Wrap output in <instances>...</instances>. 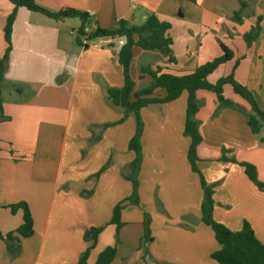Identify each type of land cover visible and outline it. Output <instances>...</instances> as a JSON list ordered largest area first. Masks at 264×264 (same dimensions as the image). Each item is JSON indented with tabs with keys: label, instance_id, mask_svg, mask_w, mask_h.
I'll use <instances>...</instances> for the list:
<instances>
[{
	"label": "crops",
	"instance_id": "obj_1",
	"mask_svg": "<svg viewBox=\"0 0 264 264\" xmlns=\"http://www.w3.org/2000/svg\"><path fill=\"white\" fill-rule=\"evenodd\" d=\"M35 1L53 12L65 8L86 12L88 31L112 29L120 18L138 25L151 13L168 22L175 62L159 51L133 46L129 71L132 66L138 68L134 89L150 82L147 75L139 78L141 66L159 65L185 73L220 55L219 43L223 42L234 52V59L240 58L235 79L253 92L264 109V0H243L254 5V23L248 24L245 18L241 24L230 19L240 0ZM12 8L9 0H0V57L5 47L3 26ZM259 15L262 31L246 47L242 35ZM79 26L78 17L54 19L25 7L16 10L12 49L1 86L8 119L0 122V233L5 235L21 224L22 211L13 213L8 207L20 201L28 205L33 233L21 238L17 256L7 252L0 238V264H76L89 245L84 232L93 226L103 229L87 264H95L99 252L109 245L115 246L116 254L108 264H219L210 256L218 248L213 231L200 220L203 192L199 176L187 159L185 90L172 101L140 109L138 194L140 205L152 217V240L147 248L154 261L142 260L140 205L122 209L123 225L116 239L115 225L109 220L113 206L131 193V182L123 172L133 158L128 140L135 130V118L113 106L106 90L124 84L117 55L125 38L96 37L83 47L75 41ZM142 57H147L146 62L135 65ZM225 63L231 68L233 60ZM212 74L210 82L227 72L214 80ZM223 91L240 110L222 107L214 116L215 94L196 92L199 109L195 117L202 136L197 166L206 182L214 184L213 218L233 231L246 221L264 242V191L249 180L238 162L221 159L225 149L227 158L251 163L264 183V121L260 131L253 133L245 116L249 106L229 85ZM106 123L112 125L103 127ZM155 197L163 210L155 206Z\"/></svg>",
	"mask_w": 264,
	"mask_h": 264
},
{
	"label": "trees",
	"instance_id": "obj_2",
	"mask_svg": "<svg viewBox=\"0 0 264 264\" xmlns=\"http://www.w3.org/2000/svg\"><path fill=\"white\" fill-rule=\"evenodd\" d=\"M9 1L13 4V8L7 15L3 26L5 47L0 57V122L8 119L4 113L1 86L8 67V60L12 49V28L18 7H25L28 10L40 12L54 19L78 17L80 20V26L75 34V41L83 47H86L88 42L96 37L124 36L125 42L119 49L117 55L118 63L122 66L124 84L120 88L108 87L106 90L107 97L113 106L121 107L125 115L132 114L135 118V130L128 140V150L133 152V158L123 172L124 177L131 182V193L113 206L109 220V223L115 225L116 239L118 231L123 225L121 221L122 209L131 204L137 206L140 205L138 175L142 162L141 136L143 131V121L140 116V109L150 104L172 101L176 99L183 90H185L187 92V98L183 133L190 138V143L187 149V159L191 170L196 172L199 176L200 186L203 192L200 220L211 228L214 238L218 243V248L212 251L210 256L219 264H264V242H261L256 238L254 231L248 222L244 221L239 230L233 231L213 218V208L215 203L213 199L214 184H208L206 182L197 166V146L202 140V136L199 132V122L195 117L196 112L199 109L196 100V92L198 90H207L215 94L218 104L213 115H217L219 109L222 107H232L240 110L238 104L224 96L223 88L225 85H229L232 92L238 95L249 106L250 111L245 113V116L251 131L253 133H258L262 128L264 109H261L258 106L253 92L245 85L238 82L234 77V72L239 64L240 58L234 59V52L223 42H220V55L185 73H174L167 70L166 67L159 65L154 68L149 65L141 66L139 69V78H143L147 75L150 78V82L143 88L134 89L135 82L131 78L129 71L130 62L133 56V46H139L144 50H157L166 56L169 62H175L170 47L172 39L167 33L170 28L168 22L160 20L154 13H151L147 15L141 24L138 25H130L125 19L120 18L116 20V27L112 29L96 27L93 30L85 31V26L90 20V17L86 12L72 8H65L53 12L38 5L35 0ZM239 3V8L233 11L230 17V19L237 24L243 22L244 17L247 15L245 9L248 6L246 1L240 0ZM251 14H253V11ZM261 20L262 16H257L255 24L250 26L249 29L243 33L242 38L246 47H250L261 33ZM230 60H233L230 72L225 76L218 77L216 81L210 82L208 76L212 74L220 64ZM15 88L17 91H20L18 87ZM159 89H161L163 93L155 94ZM109 125H112V123H106L102 126L107 127ZM10 152L12 151L10 150ZM221 159L238 162L239 165L244 168V172L249 180L252 181L258 189L264 191V183L258 180L254 165L247 162L236 161L233 157L227 158L224 154L221 156ZM155 200L158 208L163 210L157 197H155ZM8 207L13 213L18 209L22 211V222L15 230L5 235L0 233V238L4 241L7 252L11 256H17L21 250V238L29 237L33 233V219L28 205L24 201L10 204ZM143 216V235L140 248L142 249V260L145 263H148L147 259L153 260L149 255L147 248L148 243L152 240V236L149 227L150 219L146 213H144ZM102 229V226H93L86 229L84 232V240L89 242V245L80 254L76 264H87L86 260L89 251L96 244L98 234ZM115 254V246H106L97 255L95 264H108L114 258ZM154 263L167 264L157 261H154Z\"/></svg>",
	"mask_w": 264,
	"mask_h": 264
},
{
	"label": "rangeland",
	"instance_id": "obj_3",
	"mask_svg": "<svg viewBox=\"0 0 264 264\" xmlns=\"http://www.w3.org/2000/svg\"><path fill=\"white\" fill-rule=\"evenodd\" d=\"M248 3H252L251 1H247ZM238 8H239V6H240V4H239V1H238ZM259 8L260 9H262L263 10V5H259ZM254 10V5L252 4V5H248L247 7H246V9H245V13L247 14L244 18L246 19V24H248L250 21H252L253 23H254V21H253V19H252V15H251V12ZM223 13H225V11H224V7H223V11H222V13L221 14H223ZM249 13V14H248ZM264 25V24H263ZM238 48V50L240 51V49H239V47H237ZM157 51V50H156ZM221 54V53H220ZM252 56V54H250V57ZM249 57V58H250ZM248 58V62L246 61L245 62V64L244 65H246L247 66V64H250V59ZM146 59H147V57H142V58H140L139 60H135V65H136V62H137V66H139V65H143L145 62H146ZM211 60V59H210ZM230 70H231V68L229 67V64H226V63H222V64H220L218 67H217V69L214 71V73L210 76V79L211 80H214V78L216 77V76H219V75H224L226 72H227V74L230 72ZM137 74H138V68L137 67H131V70H130V76H131V78L132 79H134V80H136L135 78H136V76H137ZM226 74V75H227ZM147 84L146 83H141V87H144V86H146ZM214 116H216V115H214ZM57 141H58V139H57ZM223 150H225V149H222V151H221V156L225 153V151H223ZM155 202V206L156 207H158L157 206V204H156V200L154 201ZM161 205V204H160ZM140 208L143 210V215H144V213H146V215H148V217H149V219H150V224H151V221H152V217H151V215H150V213L147 211V210H145V208H144V205L141 203V205H140ZM150 224H149V227H150Z\"/></svg>",
	"mask_w": 264,
	"mask_h": 264
},
{
	"label": "built area",
	"instance_id": "obj_4",
	"mask_svg": "<svg viewBox=\"0 0 264 264\" xmlns=\"http://www.w3.org/2000/svg\"><path fill=\"white\" fill-rule=\"evenodd\" d=\"M85 31H86V29H85Z\"/></svg>",
	"mask_w": 264,
	"mask_h": 264
}]
</instances>
